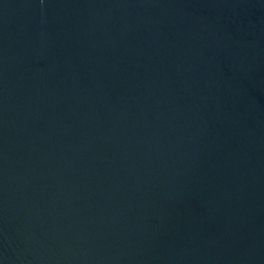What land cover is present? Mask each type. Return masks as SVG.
Wrapping results in <instances>:
<instances>
[{"label": "water", "instance_id": "water-1", "mask_svg": "<svg viewBox=\"0 0 264 264\" xmlns=\"http://www.w3.org/2000/svg\"><path fill=\"white\" fill-rule=\"evenodd\" d=\"M0 264H264V0H0Z\"/></svg>", "mask_w": 264, "mask_h": 264}]
</instances>
